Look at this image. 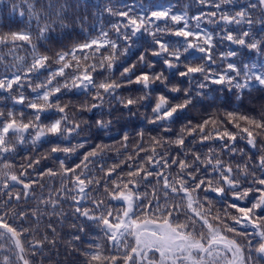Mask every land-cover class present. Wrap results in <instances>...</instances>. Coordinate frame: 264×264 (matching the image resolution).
Segmentation results:
<instances>
[{"label": "snow or ice", "instance_id": "obj_1", "mask_svg": "<svg viewBox=\"0 0 264 264\" xmlns=\"http://www.w3.org/2000/svg\"><path fill=\"white\" fill-rule=\"evenodd\" d=\"M194 3V14L192 4L153 0L0 7V29H8L0 47L12 55L0 56V264H45L46 248L64 240L57 224L68 221L65 261L56 264H264V113L239 110L253 90L264 92V0ZM77 23L75 38L57 34ZM225 44L237 47L219 50ZM133 84L141 95H121ZM67 93L90 101L62 103ZM136 105L150 108L144 119L158 135L128 130ZM193 111L200 122L173 133ZM101 134L124 159L107 165L109 145L95 143ZM44 144L43 155H32ZM21 154L25 162H10ZM49 159L55 166L41 167Z\"/></svg>", "mask_w": 264, "mask_h": 264}, {"label": "trees", "instance_id": "obj_2", "mask_svg": "<svg viewBox=\"0 0 264 264\" xmlns=\"http://www.w3.org/2000/svg\"><path fill=\"white\" fill-rule=\"evenodd\" d=\"M153 2L159 6H167L169 3L179 4L181 6L185 5V4H192V9H191L190 14H194L200 9V5L194 3V0H153ZM247 2H248V0H240L241 4H246ZM6 3H8V0H0V7H2ZM204 10L208 11L207 8H205ZM7 14H8L7 12L4 13V15H7ZM13 19H16V20L20 19L18 12L15 15V17H13ZM0 23H7V21L0 19ZM202 27L206 28L207 30H212L215 28L214 25H204V24H202ZM229 27H235V26H229ZM241 27H244V26H241ZM12 28H13V30H16L15 25H12ZM79 29H80V25L77 23L76 25L70 26L68 29H59L58 28L57 34H59L61 31H68V32H71L73 38H75V34H76V32L79 31ZM0 30L7 31L8 29L3 28ZM216 30L219 31V29H216ZM65 43H69V42L65 41ZM69 46H71V45L69 44ZM228 47L235 48L237 46L225 44V45H222L219 50H227ZM26 54L27 53L21 49H17L15 52V55H18V56H24ZM0 56H7V59L9 61L12 60V55L9 54L7 48L0 47ZM135 60H136V55H133L130 57L129 62H132ZM117 76H118V73H117ZM173 82L175 83V81H173ZM153 87L157 89V92L163 91L162 86L159 85L158 82L156 85H153ZM139 88H140L139 85L133 84V85L128 86V88H126V89H121L120 93H121V95H123L125 97H127V96L137 97V96L141 95V93L138 91ZM25 94H27V93H25ZM170 95L171 96H177L178 94L173 93ZM86 99H88L90 101V98H86L83 95H75L73 93H67L62 97L61 102L62 103H69L71 101L72 104H79V103L85 101ZM173 102L175 103V102H179V101L176 100ZM143 103H147V101L142 102V104ZM152 103L153 104L155 103V93L153 94ZM11 106H12L11 102H9V108H11ZM15 110L18 112L19 110H21V106L17 105ZM239 110L241 113H243L245 115L254 116V117L259 118L260 115L262 113H264V92H259V91L253 90L251 92L250 96L245 97L243 106H241ZM27 111H30V110H27ZM68 111H69V115H71L72 112L75 111V109L70 108V109H68ZM133 111L136 113V115L131 117V121H130L129 127H128L129 131L138 130L140 128H145L146 129L145 140L148 139L149 134L158 135L157 132H150V130L153 128V126L147 124V122L144 119L145 115H150V108L147 109V111H146V109L143 106L136 105V106H133ZM211 111H214V109H210V110H208L207 113H203L205 118L207 117L208 114H210ZM201 114L202 113L195 112V111L189 112L187 114L182 113L181 119L175 125H173V133L179 132L181 126L184 123H186L188 119H191L193 121V123L200 122ZM116 115L119 116L120 113H117ZM123 116H124L125 121L128 120L129 117H128V113L126 110L124 111ZM57 118H59L58 115L49 116V119H51V120H54ZM82 118L86 119V120H92V119L96 118V116H95L94 112L93 113L85 112V113H83ZM47 122H48V120H45V123H47ZM122 123H123V121H122ZM117 127H118V125H117ZM111 135L118 137L119 133L113 132ZM101 142L109 145V148L111 149L110 151H107L105 153V156H104V160L106 161L107 165H112L113 163H118V162H120V160L125 158L124 156L119 154V152H122L123 150L119 149V145L116 144L115 141L110 139V137L108 135L101 134V137L95 141V143H101ZM74 143H75V141H74ZM257 144H258V147L264 146V135L257 136ZM245 145H246L245 141H240L241 147H245ZM48 147L49 146L47 144H44L43 147L39 148L37 152L32 153V155H43L47 151ZM118 149H119V152H118ZM246 150H247V148H246ZM205 151H206V149H205ZM252 151H255V150L253 149ZM23 155L24 154H21V155L15 156L14 158L9 157V160H10V162L15 163L16 165H19L20 163L25 162L22 158ZM141 155H143V153H141ZM45 165L48 167H54L55 166L54 162L51 159L41 162V167H44ZM14 170H18V169H14ZM44 183L47 186L43 190V195L47 196L49 186H51L52 182L49 181L47 177H45ZM55 186L59 187V179H57ZM36 195L38 197L41 195V189L39 188V186L36 187ZM37 202L38 201L33 200L28 205H22V206L32 208L37 204ZM239 203H243V202L241 201ZM216 207H220V205H216ZM63 209L65 212H69V213L71 212V209L69 208L68 204H65L63 206ZM232 211H234V210H232ZM52 219L56 220L57 218L53 217ZM70 223H71V221L66 222L62 228L60 227L59 224H57V231L59 233V236L64 237V240L70 239V237L67 235L71 231V229L68 227V224H70ZM46 224H47V218H45L40 224V232L41 233L44 232ZM249 231H251V229H249ZM36 238H39V236H37ZM64 240H61L56 248H51V247L46 248L45 256H49L51 259L49 261H46L45 264H56L57 261H61V262L65 261V243H64ZM75 259H76V264H82L83 257H76Z\"/></svg>", "mask_w": 264, "mask_h": 264}]
</instances>
